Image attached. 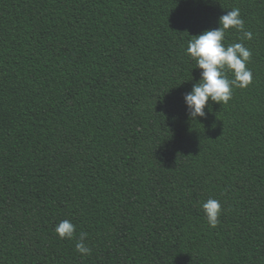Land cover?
<instances>
[{
	"label": "trees",
	"instance_id": "obj_1",
	"mask_svg": "<svg viewBox=\"0 0 264 264\" xmlns=\"http://www.w3.org/2000/svg\"><path fill=\"white\" fill-rule=\"evenodd\" d=\"M0 264H264V0H0Z\"/></svg>",
	"mask_w": 264,
	"mask_h": 264
}]
</instances>
